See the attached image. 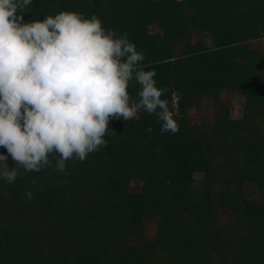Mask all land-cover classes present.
Here are the masks:
<instances>
[{
    "label": "trees",
    "instance_id": "1",
    "mask_svg": "<svg viewBox=\"0 0 264 264\" xmlns=\"http://www.w3.org/2000/svg\"><path fill=\"white\" fill-rule=\"evenodd\" d=\"M64 11L127 33L180 131L141 112L65 174L0 180V264H264V48L251 46L264 0H33L22 14Z\"/></svg>",
    "mask_w": 264,
    "mask_h": 264
},
{
    "label": "clouds",
    "instance_id": "2",
    "mask_svg": "<svg viewBox=\"0 0 264 264\" xmlns=\"http://www.w3.org/2000/svg\"><path fill=\"white\" fill-rule=\"evenodd\" d=\"M32 2L0 0V148L16 165L9 169L0 155V180L13 184L20 169L65 174L69 161L107 147L110 121L141 112L157 117L162 134L179 133L162 98L167 89L142 66L145 56L127 33L68 11L25 23ZM132 81L139 85L135 99ZM25 196L31 201L33 192Z\"/></svg>",
    "mask_w": 264,
    "mask_h": 264
},
{
    "label": "rangeland",
    "instance_id": "3",
    "mask_svg": "<svg viewBox=\"0 0 264 264\" xmlns=\"http://www.w3.org/2000/svg\"><path fill=\"white\" fill-rule=\"evenodd\" d=\"M252 47L256 48H264V40H259L251 44ZM226 99L230 101L233 105V115L239 117L242 114V110L235 99V95L231 92L226 93ZM196 119H201L202 115L199 112L194 113ZM151 232H153V228H151Z\"/></svg>",
    "mask_w": 264,
    "mask_h": 264
}]
</instances>
